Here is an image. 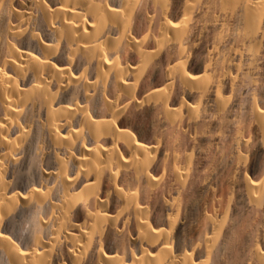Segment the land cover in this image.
I'll list each match as a JSON object with an SVG mask.
<instances>
[{
  "label": "bare ground",
  "instance_id": "obj_1",
  "mask_svg": "<svg viewBox=\"0 0 264 264\" xmlns=\"http://www.w3.org/2000/svg\"><path fill=\"white\" fill-rule=\"evenodd\" d=\"M0 264H264V0H0Z\"/></svg>",
  "mask_w": 264,
  "mask_h": 264
}]
</instances>
